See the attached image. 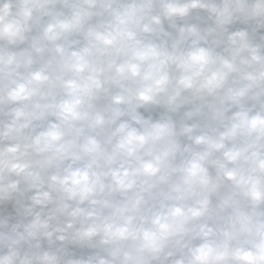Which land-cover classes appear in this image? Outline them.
<instances>
[{"label": "clouds", "instance_id": "1", "mask_svg": "<svg viewBox=\"0 0 264 264\" xmlns=\"http://www.w3.org/2000/svg\"><path fill=\"white\" fill-rule=\"evenodd\" d=\"M0 264H264V0H0Z\"/></svg>", "mask_w": 264, "mask_h": 264}]
</instances>
